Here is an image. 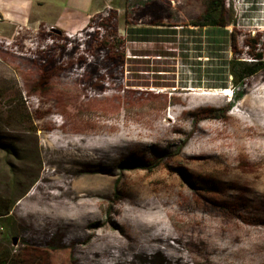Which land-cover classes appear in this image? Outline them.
Wrapping results in <instances>:
<instances>
[{"label":"rangeland","instance_id":"1","mask_svg":"<svg viewBox=\"0 0 264 264\" xmlns=\"http://www.w3.org/2000/svg\"><path fill=\"white\" fill-rule=\"evenodd\" d=\"M207 1L0 0V252L15 264H264V71L224 118L206 112L232 98L224 61L251 60L253 37L264 51V0L196 26ZM154 27L169 32H129ZM71 68L88 70L74 86Z\"/></svg>","mask_w":264,"mask_h":264},{"label":"trees","instance_id":"2","mask_svg":"<svg viewBox=\"0 0 264 264\" xmlns=\"http://www.w3.org/2000/svg\"><path fill=\"white\" fill-rule=\"evenodd\" d=\"M227 14L226 9V0H208L206 2V9L205 12L201 15V19L198 21H195L194 24L196 26L205 27L208 26V28H220L227 26L230 22L225 19ZM129 32L133 35H141L144 38H149L154 35H162L165 33H168L169 31H166L165 29L160 28H130ZM231 46L235 50L236 54L237 48H238V40L236 37V33L234 30L231 31ZM149 40V39H148ZM81 41L80 39L77 40V42ZM70 41H67L68 43ZM76 43V42H75ZM263 45V42L258 37H253L250 41V46L253 47L252 51H249V54L251 55V60H244L239 57H236V55L228 60L224 61V67L220 70V75L224 76L223 83H221L220 88L227 89L228 87L232 86L233 88V95L232 98L228 104V107L225 109L222 108H210L207 109L206 112H208L209 116L212 118H224L226 116V113L228 110L233 109L235 105L238 104L239 101H241L244 96L247 93V86H248V79L258 75L260 72L264 71V51L261 50V47ZM76 47V46H75ZM77 53H79V50L77 48L74 49ZM84 56V54L82 53ZM80 55H77L74 60H80L81 62H86V59ZM102 58L99 57L97 59V62H100ZM72 61V57H70L67 62ZM65 63V64H66ZM62 66V64H61ZM75 68H71V72L68 74L65 72L64 76L66 77L64 83L74 86L76 81L78 82L80 77H85L88 73V70H74ZM69 70V69H66ZM114 71V79H113V86L118 87L121 86L124 82L121 80L120 70L119 69H113ZM229 76H232V84H229L228 78ZM100 85V83H96ZM101 88H103V85H100ZM89 98L91 97L94 99L97 97V95L92 94L90 95L88 93ZM65 125L66 122L64 121ZM73 131L83 133L85 130V127L83 125H79L75 129L71 127ZM125 143L122 144L121 148H124ZM119 147V146H118ZM120 148V149H121ZM155 167H157L156 163H153L151 161H145V160H137L131 164V168L133 169H143V170H153ZM13 202V201H12ZM11 204V203H10ZM10 211V207H8V204L4 205L0 203V222L6 216ZM81 238L84 237L83 232H81L79 235L74 236V238ZM110 240H107V244L109 245ZM101 246V245H99ZM105 262V261H104ZM0 264H15L13 261V258L8 255L5 252H0Z\"/></svg>","mask_w":264,"mask_h":264},{"label":"flooded vegetation","instance_id":"3","mask_svg":"<svg viewBox=\"0 0 264 264\" xmlns=\"http://www.w3.org/2000/svg\"><path fill=\"white\" fill-rule=\"evenodd\" d=\"M200 27V26H199ZM54 33L55 34H57L59 37H63V39L66 41L67 40V38L65 37V32L64 31H60V30H55L54 31ZM67 42V41H66ZM66 48H64V50H65ZM66 51V50H65ZM74 53V52H73ZM72 53V54H73ZM51 56V55H50ZM53 58V57H52ZM58 60H56L55 58H53V59H51V61H50V63L48 64V65H46V68L47 69H50V68H54V67H56L57 66V64H58ZM52 68V69H53ZM94 69H97L96 67H93ZM60 69L62 70H66V68H65V66H60Z\"/></svg>","mask_w":264,"mask_h":264},{"label":"crops","instance_id":"4","mask_svg":"<svg viewBox=\"0 0 264 264\" xmlns=\"http://www.w3.org/2000/svg\"><path fill=\"white\" fill-rule=\"evenodd\" d=\"M1 18H3V15L0 13V19H1ZM85 22H86V21H85ZM84 25H85L84 21H83V22H77V23L75 24V27L72 26L71 29L79 30V29H82V28L84 27ZM66 27H69V26L66 25ZM207 27H208V26H205V28H207ZM138 29H140V28H138ZM65 32L68 33V32H71V31H69V30H65ZM137 36L142 37L141 35H137Z\"/></svg>","mask_w":264,"mask_h":264},{"label":"water","instance_id":"5","mask_svg":"<svg viewBox=\"0 0 264 264\" xmlns=\"http://www.w3.org/2000/svg\"><path fill=\"white\" fill-rule=\"evenodd\" d=\"M18 240H19L18 237H14V238H13L14 244H17Z\"/></svg>","mask_w":264,"mask_h":264},{"label":"built area","instance_id":"6","mask_svg":"<svg viewBox=\"0 0 264 264\" xmlns=\"http://www.w3.org/2000/svg\"><path fill=\"white\" fill-rule=\"evenodd\" d=\"M240 21V20H239Z\"/></svg>","mask_w":264,"mask_h":264}]
</instances>
